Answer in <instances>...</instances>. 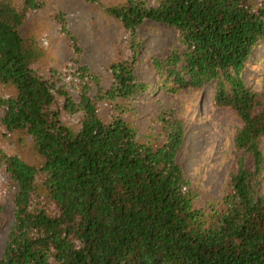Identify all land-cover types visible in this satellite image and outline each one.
I'll use <instances>...</instances> for the list:
<instances>
[{"label": "trees", "instance_id": "1", "mask_svg": "<svg viewBox=\"0 0 264 264\" xmlns=\"http://www.w3.org/2000/svg\"><path fill=\"white\" fill-rule=\"evenodd\" d=\"M81 1L120 37L107 75L81 62L62 4L0 0V215L6 196L14 215L0 264H264V95L243 76L264 0ZM149 22L177 36L142 59ZM144 62L167 95L214 83V104L240 116L221 198L187 176L175 110L139 134Z\"/></svg>", "mask_w": 264, "mask_h": 264}, {"label": "rangeland", "instance_id": "2", "mask_svg": "<svg viewBox=\"0 0 264 264\" xmlns=\"http://www.w3.org/2000/svg\"><path fill=\"white\" fill-rule=\"evenodd\" d=\"M98 1L103 2L105 6L109 3L108 0ZM156 1L149 0L152 5ZM60 4L69 13L68 29L78 36L83 49L81 62L98 73L107 75L106 64L114 58L110 51L120 45L119 35L114 28L107 25L104 17L96 13L91 14L92 7L88 3L81 0H55L54 7L60 9ZM140 33L144 39L140 47L142 59L146 58L150 51H158L172 44L177 36L175 30L155 22L143 25ZM109 42L113 43V46H109ZM59 47L63 48V44ZM63 55H67V51L64 50ZM48 59L51 60V57H48L47 61ZM138 73L141 78L151 83L149 91L140 96L133 111L139 134L144 135L150 119L159 111L175 110L188 123L187 141L180 154L187 176L201 194L202 200L207 201L211 196L221 198L225 193L229 171L234 167V140L237 130L243 124L240 116L233 108L214 104V83L207 84L197 92L171 96L159 87L158 75L146 62ZM243 76L248 85L264 95V41L255 48ZM262 148L264 150V139ZM13 220V206L6 196L4 211L0 215V258L5 250Z\"/></svg>", "mask_w": 264, "mask_h": 264}]
</instances>
